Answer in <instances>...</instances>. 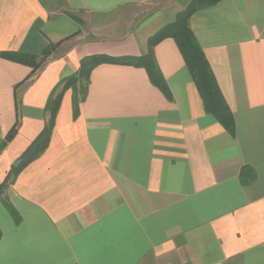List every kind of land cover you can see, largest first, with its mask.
<instances>
[{"label":"crops","instance_id":"obj_1","mask_svg":"<svg viewBox=\"0 0 264 264\" xmlns=\"http://www.w3.org/2000/svg\"><path fill=\"white\" fill-rule=\"evenodd\" d=\"M189 2L0 0V184L62 78L86 56H145ZM189 27L206 85L169 36L154 47L168 92L132 61L96 65L77 116L65 91L48 146L0 195V264H264V0H220ZM53 44L36 71L16 60Z\"/></svg>","mask_w":264,"mask_h":264},{"label":"trees","instance_id":"obj_2","mask_svg":"<svg viewBox=\"0 0 264 264\" xmlns=\"http://www.w3.org/2000/svg\"><path fill=\"white\" fill-rule=\"evenodd\" d=\"M220 0H190L187 6L178 14L177 20L159 30L149 39L150 49L149 52L139 58L130 57H110L104 54L86 56L81 61V67L78 72L62 78L58 84L54 87L47 103V110L50 113V117L40 134V136L33 142V144L18 158V160L12 165L11 170L7 174L5 180L0 184V195L4 189L11 183L18 173L32 160L37 158L48 146L50 136L55 124V117L59 110L63 95L69 88H73V106L74 114H79L80 103L84 101L88 94L90 73L92 69L103 62H126L132 61L137 64L145 66L150 74L152 80L159 85L165 92H168L166 83L161 75V72L157 66L154 47L157 43L166 37L172 36L178 42L183 51V54L187 60V63L191 66L196 81L200 84L203 80L204 85L209 82L208 76V63L206 62L205 56L201 47L199 46L193 32L189 27L190 17L197 11L209 7L218 3ZM56 45H51L45 49L43 56L39 58L34 55L21 54L16 57V60L27 63L34 67L36 71L51 52L55 49ZM216 94H212L207 88V108L215 113L220 120L227 126L231 127L234 123L232 115L229 111L228 106L219 97L220 101L215 100ZM17 132V126L14 125L6 136L2 146L11 140Z\"/></svg>","mask_w":264,"mask_h":264}]
</instances>
